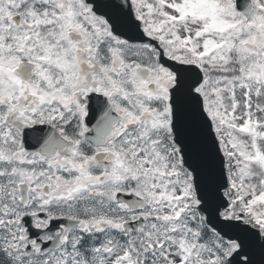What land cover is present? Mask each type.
Here are the masks:
<instances>
[{
  "label": "snow or ice",
  "instance_id": "6c2138e0",
  "mask_svg": "<svg viewBox=\"0 0 264 264\" xmlns=\"http://www.w3.org/2000/svg\"><path fill=\"white\" fill-rule=\"evenodd\" d=\"M0 264H264V0H0Z\"/></svg>",
  "mask_w": 264,
  "mask_h": 264
}]
</instances>
